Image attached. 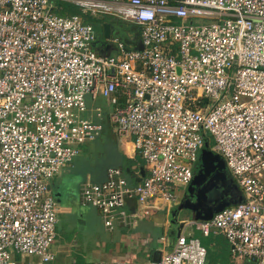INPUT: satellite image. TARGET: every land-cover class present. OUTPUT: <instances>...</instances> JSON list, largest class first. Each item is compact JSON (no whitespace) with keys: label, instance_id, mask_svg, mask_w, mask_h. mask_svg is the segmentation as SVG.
<instances>
[{"label":"built area","instance_id":"1","mask_svg":"<svg viewBox=\"0 0 264 264\" xmlns=\"http://www.w3.org/2000/svg\"><path fill=\"white\" fill-rule=\"evenodd\" d=\"M55 1L136 26L141 50L114 41V54H97L93 27L57 14ZM98 98L111 107L106 117L88 108ZM103 120L144 170L135 184L113 168L105 182L82 185V205L105 229L173 204L208 138L243 199L193 225L223 237L236 263L264 264V0H0V264L53 261L50 182ZM129 200L140 210L128 212ZM145 264H207V250L180 233Z\"/></svg>","mask_w":264,"mask_h":264},{"label":"crops","instance_id":"2","mask_svg":"<svg viewBox=\"0 0 264 264\" xmlns=\"http://www.w3.org/2000/svg\"><path fill=\"white\" fill-rule=\"evenodd\" d=\"M113 21L117 20L111 18L110 39H103L102 31L97 32L94 50L99 55L114 54L116 51L114 41L124 44L127 49H134L139 44L138 29V37L135 38L129 32L119 30ZM87 104L90 109L96 106L101 107L104 117L109 114L111 109L103 98H98L96 101L88 99ZM105 124L95 139L96 141L81 146L80 155L50 182V192L58 204L59 214L56 239L51 249L54 258L48 264H145L147 261L158 259L162 254L169 252L180 233H190L194 236L197 231L193 225L194 222L205 220L196 219V216L198 217L202 213L203 217H209L215 212L207 214L204 211H196L194 214L178 209L188 196V192L186 191L187 186L177 187L173 207H177L178 213L175 214L176 210L171 211L173 207L159 204L152 209L147 218L137 220L134 225L119 226L113 231L105 229L99 212L93 207L82 205L81 186L86 182L93 184L105 182L107 171L123 167L125 161L130 163L131 177L137 171L140 174L144 172L141 160L134 153L130 142L122 140L123 143H120L121 139L115 136L110 124ZM99 141L101 145L107 144L109 148L115 146L117 154L112 159L113 162L106 165L96 178L85 172L82 173L84 175L78 176L79 165L89 159V154L90 163L88 165L95 166L96 160L91 157L88 149L90 145L97 147ZM83 147L87 148L86 153L83 151ZM88 175L92 180L88 178ZM136 204L133 200L127 201L126 210L130 213L137 212ZM179 212H187L190 215L177 218ZM228 250L230 253L229 260H227L229 264H244L243 259L237 260V263L234 262L231 259L229 246ZM33 262L35 263L36 259L33 258Z\"/></svg>","mask_w":264,"mask_h":264},{"label":"trees","instance_id":"3","mask_svg":"<svg viewBox=\"0 0 264 264\" xmlns=\"http://www.w3.org/2000/svg\"><path fill=\"white\" fill-rule=\"evenodd\" d=\"M55 4L57 6V9L55 10V12L59 15H65V16H70V15H80L82 16L83 22L85 24H89L93 27V29L95 30L96 34L99 31H102L101 29V24L104 22L110 23L111 22V18L105 16V17H90V16H83L81 15V13L78 12L77 8L74 7L73 5H70L68 3L65 2H60V1H55ZM115 24H117V21H113ZM120 100H122V97L119 96ZM105 123H107L106 120L103 121V124L106 125ZM96 141V140H94ZM205 143L208 144V149H210L212 147V143L211 141L207 138L205 139ZM86 146V145H84ZM101 146V142L99 141L98 146L100 148ZM85 148V149H84ZM83 151L86 153L87 148L83 147ZM129 161H125L123 163V167H120L119 169H121L127 176L131 175V171L129 168ZM141 164L142 161H141ZM136 179L134 177H131V183H136ZM224 201L226 202H232V204H230L228 207H233L234 205H236L237 203H239L243 198H242V194L240 193L239 189L236 186V183H232L231 181L228 183V190L226 191V193L223 195ZM220 208H218L219 210ZM198 211V210H197ZM217 211L213 212L212 215H210L209 217L205 218V220L203 221H207L209 219H211L213 217V215L216 213ZM198 213V212H197ZM200 217V216H198ZM194 237L199 239V241L201 242V244L206 248L207 250V264H229V262L227 260H229V250H228V244L226 242V240L221 237V236H214V235H210L209 237H203L200 235L199 232L196 231V233L194 234ZM224 242V243H223ZM225 244V245H224ZM218 245V252H215V247Z\"/></svg>","mask_w":264,"mask_h":264},{"label":"water","instance_id":"4","mask_svg":"<svg viewBox=\"0 0 264 264\" xmlns=\"http://www.w3.org/2000/svg\"><path fill=\"white\" fill-rule=\"evenodd\" d=\"M102 37L103 39H110L111 25L110 23L104 22L101 24ZM136 50H141V44L139 43L135 47ZM198 171L197 174L192 179L191 183L187 186L186 191L190 193V190L194 189L197 191V195L190 194L185 200V204H182L178 209H183L185 211L195 213L199 207V199L202 201L206 200V194L209 190L217 188V182H226L225 175V164L223 159L215 154L212 150L208 149V144H205L204 149L199 154L198 159ZM143 175V173H141ZM198 188V189H197ZM202 196V197H201ZM225 206H229L232 202L224 201ZM223 206L217 212L222 210ZM203 212V211H202ZM202 214V213H201ZM200 214V215H201ZM211 215V214H210ZM207 217H197L196 219H205Z\"/></svg>","mask_w":264,"mask_h":264},{"label":"rangeland","instance_id":"5","mask_svg":"<svg viewBox=\"0 0 264 264\" xmlns=\"http://www.w3.org/2000/svg\"><path fill=\"white\" fill-rule=\"evenodd\" d=\"M117 20V27H118V29L119 30H123V32H129V33H131V35H133L135 38L136 37H138L137 35H138V28L136 27V26H134V25H132V24H130V23H128V22H125V21H122V20H118V19H116ZM92 142V141H91ZM120 143H123V141L121 140V142ZM89 152L91 153V157L93 158V159H95L96 160V164H95V166H89L88 164L90 163V154H89V159L88 160H85V161H83L84 163L83 164H81V165H79V170H78V176H81V175H84V174H82V173H89V174H92L93 175V177L94 178H96V176H97V174H101V170H103V168L106 166V165H108L110 162H113V160L112 159H114V157L116 156V148H115V146H113V147H111V148H109L108 147V145L107 144H105V145H101L100 146V148L99 147H95V146H92V145H90V147H89ZM199 165H198V163H197V165H196V167H195V170H194V172H196V171H198V169L197 168H199L198 167ZM82 167H84V168H82ZM80 174V175H79ZM225 175H226V179H227V181H231L232 183H235V180H234V178H233V176H232V174H231V172L229 171V169L227 168V167H225ZM92 177V178H93ZM88 178L90 179V180H92L91 179V176L90 175H88ZM226 186V185H225ZM185 187V186H184ZM81 188H82V186H81ZM225 188V187H224ZM180 189V188H179ZM184 189V188H183ZM224 190V189H223ZM220 195H221V193H219ZM218 195H216V197H217ZM223 196V195H222ZM223 198V197H222ZM217 204H219V203H217ZM136 206H137V209L138 210H140V208H141V206L140 205H138V204H136ZM221 206H223V207H226L225 206V204H220V207ZM170 207L172 208L173 207V204H171L170 205ZM219 207V206H218ZM228 207V206H227ZM177 209V207H173V209L171 210L172 212H174L175 210ZM176 213H178L177 212V210L175 211V214ZM183 213L184 212H179V216L177 217V218H184V217H187L186 215H190V214H188L187 212L186 213H184V215H183ZM191 213V212H190ZM195 214V213H194ZM200 216H203L202 214L200 215ZM176 218V219H177ZM224 243V242H223ZM225 245V244H224ZM215 247V252H217V253H220V252H218L217 250V248H218V245L217 246H214ZM231 259L235 262V259L231 256ZM13 260L15 261V259L13 258ZM19 260H21V264H23V263H25L26 262V258L24 257V256H20V259ZM244 260V264H254V262L253 261H251L250 259H248V258H244L243 259ZM17 261V260H16ZM29 264H34V262H33V259L32 258H30V263Z\"/></svg>","mask_w":264,"mask_h":264},{"label":"flooded vegetation","instance_id":"6","mask_svg":"<svg viewBox=\"0 0 264 264\" xmlns=\"http://www.w3.org/2000/svg\"><path fill=\"white\" fill-rule=\"evenodd\" d=\"M196 174H197V171L194 172L193 178ZM229 182L230 181H226V182L219 181V182H217V188H213L207 192L205 201H202L199 199V201H197V202H199V207H197L198 212L204 211L205 213L209 214L210 212L216 211V210H218V208H221L220 204L224 203V198H222L223 197L222 195H224L226 193V191L228 190V183ZM219 193H221V195ZM187 194H188V196H190V194L197 195V191H194V189L193 190L191 189L190 193H187ZM216 195H218V196L216 197ZM188 196L186 197V199L188 198ZM186 199H184L183 204H185ZM217 203H219V204H217Z\"/></svg>","mask_w":264,"mask_h":264}]
</instances>
